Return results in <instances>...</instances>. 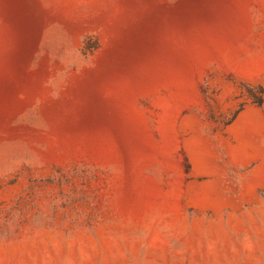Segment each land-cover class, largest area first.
I'll use <instances>...</instances> for the list:
<instances>
[{"label": "rangeland", "instance_id": "1", "mask_svg": "<svg viewBox=\"0 0 264 264\" xmlns=\"http://www.w3.org/2000/svg\"><path fill=\"white\" fill-rule=\"evenodd\" d=\"M0 264H264V0H0Z\"/></svg>", "mask_w": 264, "mask_h": 264}, {"label": "trees", "instance_id": "2", "mask_svg": "<svg viewBox=\"0 0 264 264\" xmlns=\"http://www.w3.org/2000/svg\"><path fill=\"white\" fill-rule=\"evenodd\" d=\"M253 103L256 104L257 106H260L262 104V99L261 97H255L253 100Z\"/></svg>", "mask_w": 264, "mask_h": 264}]
</instances>
